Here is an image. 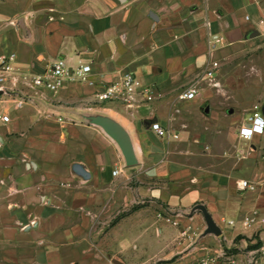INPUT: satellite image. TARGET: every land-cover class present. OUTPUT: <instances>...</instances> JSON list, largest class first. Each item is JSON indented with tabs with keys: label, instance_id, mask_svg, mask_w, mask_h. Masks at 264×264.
Masks as SVG:
<instances>
[{
	"label": "crops",
	"instance_id": "0c3cea01",
	"mask_svg": "<svg viewBox=\"0 0 264 264\" xmlns=\"http://www.w3.org/2000/svg\"><path fill=\"white\" fill-rule=\"evenodd\" d=\"M262 19L264 0H0V57L15 54V67L33 75L57 60L88 64L95 82L65 83L23 108L2 105L10 122L0 125V264H200L261 243L264 133L245 141L239 130L254 106L264 116V94L233 149L181 173L190 179L179 185L143 137L169 142L150 126L178 127L170 95L217 52L214 39L264 53ZM127 73L162 98L132 109L95 100ZM92 117L127 132L136 166H125ZM164 206L196 209L172 223L159 217ZM202 207L220 236L205 233Z\"/></svg>",
	"mask_w": 264,
	"mask_h": 264
},
{
	"label": "rangeland",
	"instance_id": "374dc122",
	"mask_svg": "<svg viewBox=\"0 0 264 264\" xmlns=\"http://www.w3.org/2000/svg\"><path fill=\"white\" fill-rule=\"evenodd\" d=\"M214 45L215 48L219 45L217 52L199 66L188 84L176 89L170 95V99H175V104H170L169 108L173 115L181 118L177 121L178 127H170V130L179 133V140L165 142L155 139L153 135L143 137L146 144L157 150L160 160H165L169 170L173 173L177 171L178 176L170 175L176 179L177 185L190 179L189 174L180 176L181 173H189L191 167L199 163L204 165L216 156L220 158L224 151L233 149L238 141L237 134L244 116L264 94L262 49L241 52L236 46L233 48L223 46V48L221 43ZM213 62H218L219 68L213 80L210 81L205 78V72ZM191 87L198 89V97L190 102L181 101L180 93ZM142 159V154H139V160ZM175 182L170 183L174 185ZM163 209L164 212L159 217L173 223V217L178 214L190 219L196 208L192 206L185 211L175 212L167 206ZM257 242L255 240L254 244L247 243L241 250L232 248L227 252L223 251L217 257L216 264L217 262L223 264L225 255L237 254L241 255L239 264L240 262L251 264L260 259L264 262V254H250L252 250L249 247L256 245Z\"/></svg>",
	"mask_w": 264,
	"mask_h": 264
},
{
	"label": "built area",
	"instance_id": "2783aa9c",
	"mask_svg": "<svg viewBox=\"0 0 264 264\" xmlns=\"http://www.w3.org/2000/svg\"><path fill=\"white\" fill-rule=\"evenodd\" d=\"M249 20V17H246ZM264 26V19L259 21ZM221 39H214L213 44L221 43ZM16 55L10 54L0 57V125H7L10 116L2 107L6 102L11 101L16 108H23L35 96L44 93H56L65 83H78L90 87L95 86L92 79V67L88 64H79L76 67L69 66L64 60H57L49 65L45 75H33L15 67ZM218 63H212L205 72V78L212 81ZM198 89L191 87L179 95L181 101H193L198 97ZM162 94L152 86L144 85L133 73H127L117 81L104 85L95 93V100L98 103H119L132 109L139 107L142 103H152L161 99ZM153 134L166 141L178 140L179 133L171 131L159 123L153 122L150 126ZM264 133V116L258 106H254L248 117L247 123L239 130V137L245 141H251L254 136ZM115 170L113 175L119 174ZM253 189V187H250ZM253 218L246 221L247 225L252 224ZM264 254V240L258 249L252 250L250 254ZM216 259H206L200 264H216ZM218 264V262H217ZM223 264H238V259L231 255L224 256ZM257 264V261L251 262Z\"/></svg>",
	"mask_w": 264,
	"mask_h": 264
},
{
	"label": "water",
	"instance_id": "95a60500",
	"mask_svg": "<svg viewBox=\"0 0 264 264\" xmlns=\"http://www.w3.org/2000/svg\"><path fill=\"white\" fill-rule=\"evenodd\" d=\"M90 121L92 124L101 128L104 133L117 144L123 155L126 167H134L137 165L138 162L131 139L119 124L106 117H92ZM76 171L83 174L79 168H76ZM201 211L207 225L205 233L220 236V229L213 222L206 209L202 207Z\"/></svg>",
	"mask_w": 264,
	"mask_h": 264
},
{
	"label": "trees",
	"instance_id": "16d2710c",
	"mask_svg": "<svg viewBox=\"0 0 264 264\" xmlns=\"http://www.w3.org/2000/svg\"><path fill=\"white\" fill-rule=\"evenodd\" d=\"M239 239H241V237H238L236 240H239ZM260 246H261V243L259 241L256 245L249 247V248L250 250H255V249H258Z\"/></svg>",
	"mask_w": 264,
	"mask_h": 264
}]
</instances>
